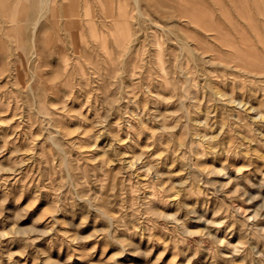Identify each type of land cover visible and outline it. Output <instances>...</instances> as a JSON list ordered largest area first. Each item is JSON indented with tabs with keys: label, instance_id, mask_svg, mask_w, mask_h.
<instances>
[{
	"label": "rangeland",
	"instance_id": "rangeland-1",
	"mask_svg": "<svg viewBox=\"0 0 264 264\" xmlns=\"http://www.w3.org/2000/svg\"><path fill=\"white\" fill-rule=\"evenodd\" d=\"M153 1L0 0V264H264V0Z\"/></svg>",
	"mask_w": 264,
	"mask_h": 264
},
{
	"label": "bare ground",
	"instance_id": "bare-ground-1",
	"mask_svg": "<svg viewBox=\"0 0 264 264\" xmlns=\"http://www.w3.org/2000/svg\"><path fill=\"white\" fill-rule=\"evenodd\" d=\"M154 1H155V0H154ZM154 1H153V2H154ZM7 2H8V1H7ZM151 2H152V1H151ZM1 3H2V2H1ZM1 3H0V4H1ZM5 3H6V2H5ZM5 3H4V4H5ZM191 4H192V3H191ZM164 5H165V4H164ZM188 5H189V3H188ZM193 5H194V4H193ZM5 6H6V5H5ZM148 6H149V5H148ZM256 6H257V5H256ZM3 7H4V6H2L1 8H3ZM170 7H171V6H170ZM193 7H194V6H193ZM172 8H173V7H172ZM198 8H199V7H198ZM152 9H153V7H152ZM154 9H155V8H154ZM183 9H184V8H183ZM195 9H196V6H195ZM200 9H201V8H200ZM3 10H4V9H3ZM5 10H6V9H5ZM7 10H8V9H7ZM176 10H177V9H176ZM249 11H250V10H249ZM11 12H13V11H11ZM195 12H196V11H195ZM198 12H199V9H198ZM202 12H203V11H201V13H202ZM193 14H194V12H193ZM6 15H7V14H6ZM6 15H5V16H6ZM162 15H163V14H162ZM188 15H190V14H188ZM191 15H192V12H191ZM196 15H198V13H196ZM5 16H3V17H5ZM11 16H12V15H11ZM13 16H14V15H13ZM198 16H199V15H198ZM192 17H193V15L191 16V18H192ZM194 17H195V16H194ZM194 17H193V18H194ZM5 18L7 19L8 16L5 17ZM193 18H192V19H193ZM197 18H198V17H197ZM199 18H202V17L199 16ZM246 18H247V17H246ZM195 20H196V19H195ZM244 20H245V19H244ZM248 20H249V19H247L246 22H248ZM4 21H5V20H4ZM197 21H199V20H196V22H197ZM249 21H250V20H249ZM199 22H200V21H199ZM201 22H203V21L201 20ZM203 24H204V23H203ZM248 24H249V22H248ZM251 25H252V24H251ZM255 27H256V26H255ZM255 27H254V28H255ZM250 28H252V27H250ZM255 29H256V28H255ZM255 29H254V30H255ZM241 30H242V29H241ZM256 31H257V30H256ZM224 32H225V31H224ZM258 33H260V32H258ZM248 36H249V35H248ZM256 37H259V38H260V36H256ZM232 38H233V37H232ZM241 38H242V37H241ZM259 38H258V40H259ZM246 39H247V38H246ZM250 39H251V38H250ZM0 40L2 41V39H0ZM232 40H233V39H232ZM240 40H242V39H240ZM247 40H248V39H247ZM251 40H252V39H251ZM3 41H4V40H3ZM244 41H245V40H244ZM246 42H247V41H246ZM251 42H252V41H251ZM261 42H262V41H261ZM261 42H260V43H261ZM241 43H242V41H241ZM1 45H2V43H1ZM245 45H246V44H245ZM247 45H248V44H247ZM250 45H251V44H250ZM262 45H264V44H262ZM251 46H252V45H251ZM252 47H253V46H252ZM254 47L256 48L255 45H254ZM254 47H253V48H254ZM247 48L250 49L251 47L248 45ZM255 48H254V49H255ZM241 50H243V49H241ZM239 51H240V50H239ZM249 51H250V50H249ZM249 51H248V53H249ZM255 51H256V49H255ZM255 51H254V52H255ZM251 52H252V50H251ZM258 52H259V51H258ZM252 53H253V52H252ZM258 54H259V53H258ZM240 55H242V54H240ZM242 56H243V55H242ZM254 56H255V55H254ZM257 56L259 57V55H257ZM243 57H245V55H244ZM243 57H242V58H243ZM250 57H252V54H250ZM258 57H257V59L259 60ZM262 57H263V56H262ZM239 58H240V57H239ZM255 58H256V57H253L252 60H255ZM240 59H241V58H240ZM248 59H249V58H248ZM257 59H256V60H257ZM244 60H245V59H244ZM258 60H257V61H258ZM263 60H264V59H263ZM250 62H251V59H250ZM252 63H253V62H252ZM261 63H262V62H261ZM259 64H260V63H259ZM247 67H248V65H247ZM253 68L256 69V73H255V74L258 75V76H260V77H262V78L264 79V67L262 66V67H258V68H257V67H253ZM5 69H6V68H5ZM245 70H247V69H245ZM252 71H253V70H252ZM252 71H251V72H252ZM252 79H253V78H252ZM261 89H262V88H261ZM253 109H254V108H253Z\"/></svg>",
	"mask_w": 264,
	"mask_h": 264
}]
</instances>
